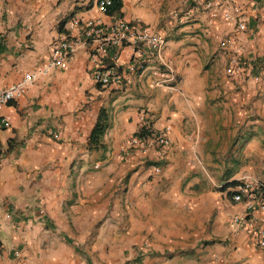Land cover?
Listing matches in <instances>:
<instances>
[{
	"label": "crops",
	"instance_id": "1",
	"mask_svg": "<svg viewBox=\"0 0 264 264\" xmlns=\"http://www.w3.org/2000/svg\"><path fill=\"white\" fill-rule=\"evenodd\" d=\"M96 1L0 0V89L45 63L72 19L99 17ZM121 1L111 20L161 35L174 78L161 85L150 63L102 88L80 48L0 110V264H264V212L246 233L245 207L225 195L264 184V0H222L215 18L204 0ZM233 7L243 32L221 16ZM232 57L245 69L230 77ZM146 123L169 130L160 162L152 147L121 151Z\"/></svg>",
	"mask_w": 264,
	"mask_h": 264
},
{
	"label": "built area",
	"instance_id": "2",
	"mask_svg": "<svg viewBox=\"0 0 264 264\" xmlns=\"http://www.w3.org/2000/svg\"><path fill=\"white\" fill-rule=\"evenodd\" d=\"M187 6L191 0H181ZM96 10L99 17L72 19L56 43L53 44L49 59L25 73L22 79L6 88L0 89V110L7 104L16 101L41 78L47 77L57 69H64L69 59L80 49L88 51V59L93 68V80L102 88L111 86L129 85L141 72L152 63L150 74L160 84L173 80V72L161 59V52L165 45L164 38L155 33L150 27L130 23L123 19L111 20L114 15L107 13L111 6L110 0H97ZM222 6V0H204L203 8L210 11L211 17L218 16L217 11ZM239 10L236 7L224 9L221 16L231 22H235V28L239 32L245 31V25L237 21ZM107 18L108 21H105ZM230 44L229 39H224L220 46L226 48ZM131 50V57L126 65L120 64L123 49ZM237 58L232 57L229 61L227 73L233 77L236 73L244 70ZM249 70V69H247ZM144 121L145 114L140 117ZM0 124L9 126L8 120L0 119ZM168 129L158 132L154 139H140L132 137L121 148L123 153L129 150H140L147 156L150 147L154 148V161L160 162L164 157L165 149L169 146ZM154 173L160 172V167L155 166ZM225 195L235 204L245 207L249 215L246 221L245 231H255V222L250 217L256 210L264 212V184L242 183L237 188H227ZM234 222L239 223L240 218L234 217ZM258 247L264 250V228L258 232ZM18 256V253H15Z\"/></svg>",
	"mask_w": 264,
	"mask_h": 264
},
{
	"label": "trees",
	"instance_id": "3",
	"mask_svg": "<svg viewBox=\"0 0 264 264\" xmlns=\"http://www.w3.org/2000/svg\"><path fill=\"white\" fill-rule=\"evenodd\" d=\"M111 6L108 7L107 13L109 15H117L122 7V1L121 0H110ZM64 22L62 23L63 27ZM63 32V31H62ZM106 115L101 112L98 116L97 122L95 124L94 129L91 132L90 138H89V145L92 147H95L98 145L99 140L103 136L105 130H106ZM157 135V132L152 130L151 123H146L145 126L142 127L141 130L134 136L138 137L140 139H154ZM236 183H232L231 185H235Z\"/></svg>",
	"mask_w": 264,
	"mask_h": 264
},
{
	"label": "rangeland",
	"instance_id": "4",
	"mask_svg": "<svg viewBox=\"0 0 264 264\" xmlns=\"http://www.w3.org/2000/svg\"><path fill=\"white\" fill-rule=\"evenodd\" d=\"M263 175H264V174H263ZM263 175H262V176H263Z\"/></svg>",
	"mask_w": 264,
	"mask_h": 264
}]
</instances>
